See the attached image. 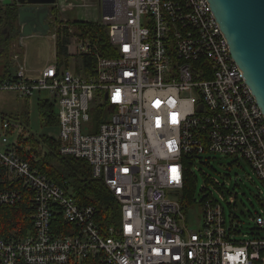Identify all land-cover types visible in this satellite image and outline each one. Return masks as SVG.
I'll list each match as a JSON object with an SVG mask.
<instances>
[{
  "label": "built area",
  "instance_id": "obj_1",
  "mask_svg": "<svg viewBox=\"0 0 264 264\" xmlns=\"http://www.w3.org/2000/svg\"><path fill=\"white\" fill-rule=\"evenodd\" d=\"M97 2L113 55L79 35L67 44L68 61L94 57L93 75L76 63L58 66L56 58L32 72L13 52L0 91L49 93L60 153L88 163L118 201L119 220L101 230L92 206L17 153L19 125L4 120L0 205L28 192L32 208L30 225L0 236V264H264V115L208 1ZM206 153L242 159L259 179L252 236L236 237L225 226L224 185L209 175L213 190L203 186L199 198L194 190L183 206L186 174ZM194 204L202 214L197 230L185 213Z\"/></svg>",
  "mask_w": 264,
  "mask_h": 264
},
{
  "label": "trees",
  "instance_id": "obj_2",
  "mask_svg": "<svg viewBox=\"0 0 264 264\" xmlns=\"http://www.w3.org/2000/svg\"><path fill=\"white\" fill-rule=\"evenodd\" d=\"M17 6L14 0L11 3L0 0V78L9 77L12 68L10 45L17 40L19 31L16 24ZM55 8V6L52 7V17L54 22L60 24L55 30V57L58 66H68L67 44L73 35H79L96 44L103 56L113 55L105 26L93 20L73 19L62 23L63 20L57 15ZM73 28L75 31L72 32ZM80 58L84 74L93 75L95 72L94 57L84 54ZM22 98L26 100V105L20 112L16 114L0 112V127L4 120L19 125L17 153L23 159L29 160L34 167L51 180L60 184L65 182L69 185L72 196L80 204L92 206L95 210L96 222L101 230L116 225L120 217L119 204L116 198L102 180L92 177L90 166L84 159L60 153V140L58 138L47 133L36 135L29 131L28 101L30 97ZM38 115L42 127H58L56 111L50 99L38 100ZM10 129L14 130L15 128L10 126ZM186 176L182 197L184 207L190 204V199L195 190L194 177L190 173H187ZM31 205L28 192L24 193L22 200L15 205H0V236H8L10 232L30 225L26 214L31 211Z\"/></svg>",
  "mask_w": 264,
  "mask_h": 264
},
{
  "label": "rangeland",
  "instance_id": "obj_3",
  "mask_svg": "<svg viewBox=\"0 0 264 264\" xmlns=\"http://www.w3.org/2000/svg\"><path fill=\"white\" fill-rule=\"evenodd\" d=\"M65 2L74 5V7L62 10L61 4ZM81 3L90 5L83 6ZM54 6L56 7L55 11H57V15L63 20L62 23L73 19L101 20V11L98 9L97 0H57ZM58 25L60 24L54 22L52 17L50 21L51 32L55 33ZM73 31H75L74 28L72 29ZM18 40L17 37V40L11 43L10 52L20 53L24 64L30 71L36 72L54 61L55 44H53L54 39L50 34L44 36L33 34L23 37L20 45ZM75 63L77 71H81V58L75 57L70 59V65ZM44 98L51 99L49 93L46 91H34L29 98L28 129L36 135L47 133L57 138L58 127L45 128L40 125L38 100ZM24 105H26V100L19 97L16 93L0 91L1 113L16 114L24 108ZM93 111L97 115L100 113V108H94ZM104 116H106V113ZM15 137L16 133L12 134L10 139L13 140ZM199 157L201 162H194L191 167L196 197L199 198L201 196L203 186H206L208 190H213L211 184L208 183L210 181L208 175L211 178L217 179L221 185H224V188L220 187L223 198L220 200L217 193H215V197L218 198L223 207L225 226L234 227L238 231L236 237L242 238L243 235L246 237L252 236L256 228L253 218L258 214L260 209L258 195H260L262 185L251 167L242 159L237 160L232 156L220 153H206ZM231 198H233L234 203H229ZM185 213L187 226L192 230H197L202 215L201 208L197 204H194Z\"/></svg>",
  "mask_w": 264,
  "mask_h": 264
},
{
  "label": "water",
  "instance_id": "obj_4",
  "mask_svg": "<svg viewBox=\"0 0 264 264\" xmlns=\"http://www.w3.org/2000/svg\"><path fill=\"white\" fill-rule=\"evenodd\" d=\"M12 0H5L11 3ZM19 41L51 32L57 0H14ZM229 45L231 57L264 115V0H207Z\"/></svg>",
  "mask_w": 264,
  "mask_h": 264
},
{
  "label": "crops",
  "instance_id": "obj_5",
  "mask_svg": "<svg viewBox=\"0 0 264 264\" xmlns=\"http://www.w3.org/2000/svg\"><path fill=\"white\" fill-rule=\"evenodd\" d=\"M50 36L54 39L53 40V44H55V35H54V33L53 32H51L50 33ZM56 57H55V50H54V59H55ZM69 62H70V59H69V61H68V64H69Z\"/></svg>",
  "mask_w": 264,
  "mask_h": 264
}]
</instances>
